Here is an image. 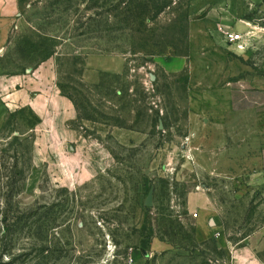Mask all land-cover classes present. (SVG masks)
<instances>
[{
  "label": "rangeland",
  "instance_id": "1",
  "mask_svg": "<svg viewBox=\"0 0 264 264\" xmlns=\"http://www.w3.org/2000/svg\"><path fill=\"white\" fill-rule=\"evenodd\" d=\"M228 1L262 45L241 61L221 30L208 77L164 59L189 52L192 0H151L144 20L138 0H0V264L264 259V103L195 110L196 89L241 75L264 91V0Z\"/></svg>",
  "mask_w": 264,
  "mask_h": 264
},
{
  "label": "crops",
  "instance_id": "2",
  "mask_svg": "<svg viewBox=\"0 0 264 264\" xmlns=\"http://www.w3.org/2000/svg\"><path fill=\"white\" fill-rule=\"evenodd\" d=\"M255 1L262 2L263 0ZM228 3V0H192L189 52L186 55L164 57L167 66L174 70H181L189 65L206 63L207 72L205 75L216 77L217 73L215 72L217 71L212 65L224 59L217 55L218 52L223 51L221 35L224 28L241 33L242 38L234 43H230L226 38L229 48L238 52L240 60L248 62L253 59L262 45V36L258 34V31L251 33L247 31L250 28L247 22H240L235 27L229 24L227 19L225 20V17L222 16V12L227 9L226 5ZM6 5L7 2L2 6L3 11L8 7ZM3 11H0V14H5ZM204 52L206 54H203ZM222 77L223 72L218 74L217 78L220 79ZM257 82L254 76L252 78L251 76L241 75L236 84H212L205 86V88L196 89L195 94L200 96V99L197 101L198 105H196L195 110L199 112V116L207 112L220 113L223 121L231 118L247 119L252 114L258 113L259 108L264 105L261 104L264 103V91L259 86H256ZM63 99L65 98L62 97L61 100L63 102L68 101ZM67 107L70 110L69 103ZM222 126L226 127V125ZM210 236L217 237L218 235ZM230 253L231 264H264V259L255 252L252 246H232Z\"/></svg>",
  "mask_w": 264,
  "mask_h": 264
},
{
  "label": "trees",
  "instance_id": "3",
  "mask_svg": "<svg viewBox=\"0 0 264 264\" xmlns=\"http://www.w3.org/2000/svg\"><path fill=\"white\" fill-rule=\"evenodd\" d=\"M138 1L139 2H135V6H133V8L137 10V12L136 13L131 12V14H129L130 17L133 16L137 20L139 19L144 20L147 17L148 19H152V17L148 16L149 12H151V9L149 8L150 5L148 2H151V0H138ZM168 4L169 3H165L164 5L157 7L158 10L156 11V14H160L161 12H163L165 8L168 6ZM127 13H130V10Z\"/></svg>",
  "mask_w": 264,
  "mask_h": 264
},
{
  "label": "built area",
  "instance_id": "4",
  "mask_svg": "<svg viewBox=\"0 0 264 264\" xmlns=\"http://www.w3.org/2000/svg\"><path fill=\"white\" fill-rule=\"evenodd\" d=\"M223 30H224V32H225V34H226V38H227V40H228L230 43H234V42H236V41H238V40H240V39L242 38L241 33L233 32V31H232L231 29H229V28H227V29L224 28ZM194 215H195V217L198 216L197 213H195Z\"/></svg>",
  "mask_w": 264,
  "mask_h": 264
}]
</instances>
